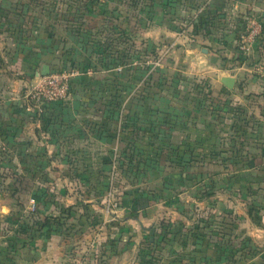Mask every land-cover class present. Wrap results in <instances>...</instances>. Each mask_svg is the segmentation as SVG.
<instances>
[{
    "label": "crops",
    "instance_id": "obj_1",
    "mask_svg": "<svg viewBox=\"0 0 264 264\" xmlns=\"http://www.w3.org/2000/svg\"><path fill=\"white\" fill-rule=\"evenodd\" d=\"M87 4L90 12L84 10L87 27L82 32L76 19L70 20L68 27L59 20L47 19L38 1L0 0V264H233L235 254L232 258L229 250L233 236L251 235V229L264 230V226H255L252 218L248 216L247 221L246 216L238 214L245 223L237 229L234 224H228L224 230L232 233V239H216L214 233L219 228L185 224L189 222L188 209L197 200L193 190L207 180H200V173L196 184L186 188L183 184L190 186L193 174L168 181L162 172L152 183L171 188V194L161 197L153 195L154 192H135L138 189L134 188L121 198L122 202L128 200V205L122 203L118 209L110 210L105 204L108 179L97 177L96 181L67 175L65 170L107 169V164H103L105 158L108 161L126 139L133 138L137 144L138 138L150 139L155 133L150 127H147L150 131L143 132L137 125L132 126L134 132L127 133L119 128L122 119H132L138 124L142 120L160 122L166 132L163 137L156 132L154 139L161 137L164 143L166 140L182 143L189 152L190 137L201 135L209 119L203 109L205 98L200 96L194 101L187 98L189 94L182 96L183 91L203 88L199 80L195 82L191 78L198 76L207 79L208 86L204 88H210L212 95L207 101L218 112L214 117L218 122L228 121L229 152L241 153L235 159L230 155L229 160L209 161L207 169L230 168L236 174L238 169L259 168L264 185V0H197L195 3L155 0L150 8L154 9L153 16L148 18L153 26L147 32L153 38L148 53H164L161 67L151 70L150 66L146 69L131 63L116 67L98 64L96 70L88 69L76 76L87 78L84 83L91 85L97 84L96 77L114 80L116 97L102 102L103 108H107L104 112H90L89 106L96 105L97 100L74 96L46 102L44 114L28 109L30 104L23 100L15 106L9 98L10 85H21V72L29 74L23 85L32 82V74L37 81L39 76L35 75L45 63L43 57L54 49L60 53L61 45H58L62 40L74 53L75 65L81 69L97 55L92 46L81 43L83 33L86 41L95 37L103 41L109 31L116 35L123 31L106 29L108 18L102 15L104 9L115 8L117 16L106 26L114 24L119 28L118 22L124 24L117 12L121 3L106 1L99 5L90 1ZM99 9L103 10L98 19ZM250 14L262 18L263 28L252 53L240 59L237 43L245 33ZM139 19L138 15L134 25L139 26ZM94 22L100 24L101 32ZM161 37L167 44L162 46ZM51 41L57 42L56 48L50 47ZM171 41L175 44L166 48ZM116 50L119 53V46ZM142 72L149 76L143 83L139 79ZM166 72L170 73L166 75L168 79L177 75L182 79L165 84L157 75ZM223 76L234 77L232 88L221 82ZM206 91L203 90L202 96L210 95ZM108 109L114 111L108 113ZM139 151L140 155L145 153ZM113 162L118 161L114 158L108 161L110 165ZM19 178L23 188L16 191ZM234 184L230 179L229 185L234 187ZM223 194L225 200H218L219 204L231 197ZM256 196L264 201L263 193ZM176 198L181 208L176 207ZM204 201L201 198L197 203ZM139 202L145 203L139 207ZM167 218L170 223L166 225Z\"/></svg>",
    "mask_w": 264,
    "mask_h": 264
},
{
    "label": "rangeland",
    "instance_id": "obj_2",
    "mask_svg": "<svg viewBox=\"0 0 264 264\" xmlns=\"http://www.w3.org/2000/svg\"><path fill=\"white\" fill-rule=\"evenodd\" d=\"M34 2H40V4L44 7V13L46 18L54 20H59L61 24H65L63 26L68 27L69 21L72 19H76L78 26L82 29V32L85 31L86 26V16H85V4L87 2L90 3V1H97L100 2V4H103L104 2L111 1L113 3L119 2V10L117 11L119 16L123 17L124 24L118 22L119 28H113L114 24H106L109 21H113L114 18H116V10L115 8H109L108 13L104 11V14H102L104 17L108 18V22L105 24V28H110L116 30H123L121 33L119 31V35H116V32H108L107 35H105V39L101 41L98 37H95L94 40L89 41L85 40L84 33L81 35V43L83 45H89L93 48L98 44L99 46L105 45V43H109L111 45H116V43L120 48L124 47V61L125 63H131V64H138L141 67L147 68V66H150L149 69L154 70L157 69L156 67H161L163 65L165 55L160 54L156 55L151 52L148 53V50H150L151 45L150 41L153 40L152 35H149L147 32L152 31L153 26L149 22V17L153 16L154 9H150L154 7L153 0H30ZM159 2L166 1L169 3L171 0H157ZM189 3H195L197 0H188ZM123 4V5H122ZM123 6V8L121 7ZM81 8V10L79 9ZM122 8V9H121ZM78 11V12H77ZM87 12H90L88 10ZM138 15L141 17L139 26L137 24L134 25V21L136 18H138ZM98 19L101 18L100 14H98ZM134 17V19H133ZM113 20H112V19ZM96 24V27H98V32H101V26L100 24ZM121 24V25H120ZM62 26V25H61ZM139 29V30H138ZM134 30V32H133ZM157 35H159L157 33ZM118 36V37H117ZM135 36V37H134ZM118 38V39H117ZM159 38V37H158ZM162 39H159V42L162 43V46L164 44H167L165 39L161 37ZM111 39H114V41H110ZM50 47L56 48L57 42L51 41L49 42ZM61 45V51L60 53L55 51H51L50 55H47L43 57V62L48 63L50 65V72H62V71H68L71 69H74L75 71L78 70V74L74 75L71 78V83H73L75 80L76 84L73 85L74 91L72 90V84L70 85V96L74 97H81V98H89L93 100H97L96 105H90L89 109L90 112H104L106 109H104L102 102L107 100L115 99L116 95L114 94V91L116 89L115 85H113L115 82L112 80V78H100L96 77L95 82L96 85L86 84L84 83L86 79L84 78H77L81 76L82 74L80 65L76 66L75 62L73 60V54L72 50L68 47H65L66 41L62 40L61 43L58 45L60 47ZM67 46V45H66ZM117 46V47H118ZM121 46V47H120ZM102 47V48H103ZM100 48L103 52V49ZM113 50H116V46L113 47L112 52L107 51L108 55L110 56L106 58L107 62H109L111 55L113 54ZM122 50V49H121ZM140 52V53H139ZM134 54H138L133 56ZM150 54V55H149ZM160 59V65L154 66L152 64L153 61ZM176 60V59H175ZM174 60V61H175ZM170 61L171 58H170ZM68 63V64H67ZM80 66V67H79ZM72 67V68H71ZM163 68V67H162ZM148 69V70H149ZM90 70V69H89ZM15 75H19L17 72ZM168 72L166 74L159 73L157 76L158 80L161 78V81L165 84L168 82H176V80L182 79L180 76H174L170 77L168 79ZM170 74V73H168ZM22 76V83L19 84L18 87H15V85L11 84L9 87V98L12 101V103L15 106H19V102L23 100V102H28L30 105H34L32 99L30 96L27 97V89L35 84L37 81L33 78L31 79L32 82H29L28 86H25V80L29 79L28 73H20ZM140 75V74H139ZM167 75V76H166ZM77 76V77H76ZM147 78V73H143L139 76V79H141L142 83ZM192 80L195 82L199 80L201 82V86L203 84V88L198 91V89H192L191 91L185 92L183 91L182 96H187V98H191V100L197 101V99L205 98V106L203 107L204 113L209 118L206 120L205 125L203 126V132L198 137L191 136L190 141L187 144L189 146V152L186 150L185 147H182V143L174 144V141L166 140L164 143L163 139L161 137L163 133L166 132V128L164 125L160 122L152 123L149 121H141V123H137L136 121L130 120H120L119 128L125 129V127H132L133 125H137L141 128V131L148 132L152 129L153 132L151 134V138L143 137L138 138L139 142L136 144L133 142V138L126 139V141L121 142L123 143L122 148H116L114 150V153L110 155L111 159H115L112 165L108 163L110 158H107L108 161L103 162V164H107V169H92V168H85V169H74V170H65L67 175H78L79 177L86 176L87 178H91V180H96L95 178H103V181L108 179L109 188L107 190V197L105 199L106 207L110 210L112 209H118L120 206H122V203L125 205H128V200H124L122 202L121 198L123 195L126 194V191L129 192L131 190L138 189V191L135 190V192H148L153 195L158 194L161 197L167 196L172 193L171 188H167L166 186L159 185V184H153L152 179L157 178L160 173L165 172L171 173V175L168 176L169 179L173 180H179L176 175L180 171L188 172V174H193L192 176V183L190 186H187V188L191 187L193 184H196L197 178L199 177L201 179H207L206 181L200 183V185L193 190L196 195L195 199H205L203 203H197V200L194 201L193 205H191L188 209L189 211V222L185 224H188L189 226L194 227H203L210 228L215 227L219 228V231H215V237L216 239L219 238H225V239H232V233L229 231H224L225 228H227L228 224L235 226L237 229L239 225L244 224L245 221L241 219L238 214H241L242 216H246V220L248 221V216L252 218V222L255 226H264V201L260 200V196H256V193H263L264 194V185H262V181L258 182H237L235 180V172L233 169H225L222 170L218 167H211L213 169H207L209 161L212 162L214 160H219V158H222L223 160H229L230 155L235 159L241 153H230L229 152V140L230 138L226 133H228L229 124L228 121H217V117H214L215 114H217V110L215 109L214 105H212L207 99H211L212 95L210 93V88L204 86H208L207 79L193 76L191 77ZM85 80V81H84ZM105 80V82H104ZM188 80V78H186ZM191 80V81H192ZM205 80V81H204ZM190 81V82H191ZM203 81V83H202ZM89 82H92L91 78L89 79ZM84 83V84H83ZM77 85H79L77 87ZM169 86V84L167 85ZM197 92H196V91ZM203 90H207L206 92H209V96H202ZM209 90V91H208ZM160 94V93H159ZM165 94H160V96H164ZM191 95V96H190ZM110 98V99H109ZM212 102V101H211ZM201 104V102L199 101ZM210 103V105H207ZM81 107H84L80 105ZM110 106L111 105H107ZM103 108V109H102ZM108 109L107 112L110 113V110ZM132 110H130L131 112ZM129 112V113H130ZM171 123V122H170ZM174 123V122H173ZM147 127H150L151 129H148ZM225 131V132H224ZM159 133V134H156ZM170 132V130L168 131ZM167 132V133H168ZM161 135L159 137V140L153 135ZM156 136V137H157ZM117 137V136H115ZM119 137V136H118ZM196 138V139H195ZM198 138V139H197ZM132 140V141H131ZM175 140V139H174ZM198 140V142H194ZM130 143V144H129ZM131 143L133 144L132 147ZM198 144V146H197ZM150 147L152 149H150ZM125 148V150H124ZM191 148L193 150H191ZM198 148V149H197ZM141 149L145 151V153H142L141 155L138 154L141 153ZM183 149V150H182ZM124 150V151H123ZM197 150V151H196ZM217 150L220 151V153H217ZM151 151V152H147ZM119 153V154H118ZM124 153V154H123ZM244 154V153H243ZM135 157L133 158V156ZM109 156V154H108ZM138 159V160H137ZM135 160H137L135 162ZM207 162V163H206ZM202 165V166H201ZM214 165V164H213ZM139 166V167H138ZM198 166V167H197ZM187 167V168H185ZM218 168V169H216ZM224 168V167H223ZM221 170V171H220ZM192 171V172H190ZM239 171V169L237 170ZM244 171V170H243ZM252 177L257 178H263L262 171L259 168H254V170H247ZM173 172V173H172ZM200 173V174H199ZM199 174V175H198ZM198 175V177H197ZM191 176V175H188ZM234 177V178H233ZM230 179L235 181V186L232 187L230 184ZM126 182V184H123V182ZM106 185V184H105ZM184 185V184H183ZM100 186V185H99ZM153 186V189L151 187ZM105 189L104 185H101ZM80 186H78V189ZM102 189V190H104ZM152 190V191H151ZM174 192V191H173ZM177 192V191H176ZM230 194L231 197H229V201H219L222 202V204L218 203V200H225V195ZM176 195V194H174ZM233 195V196H232ZM244 195V196H243ZM249 195V196H247ZM251 195L253 197H251ZM235 196V197H234ZM220 197L222 199H220ZM156 198V197H155ZM178 198V197H177ZM175 199L174 203L177 204V208H181L179 202L176 203ZM247 200V201H246ZM200 202V201H199ZM142 203V202H140ZM224 204H230L228 206L229 208L225 207ZM115 205V206H113ZM223 206V207H222ZM225 207V208H224ZM222 208V209H221ZM220 209V211H218ZM235 214V215H234ZM167 221H164V224L170 223V219L167 218ZM181 224V223H179ZM247 226V225H246ZM249 226V225H248ZM253 226V227H255ZM252 233L251 235L247 234L246 236H242V234L238 233L235 234L236 236H233L234 240L230 241V252L233 258V253L235 254L233 258V264H264V230L259 228H253L251 229ZM242 233V232H241ZM230 235V237H226ZM240 235V236H237ZM245 239V240H243ZM246 241V243H245ZM242 243H245V247H243Z\"/></svg>",
    "mask_w": 264,
    "mask_h": 264
},
{
    "label": "built area",
    "instance_id": "obj_3",
    "mask_svg": "<svg viewBox=\"0 0 264 264\" xmlns=\"http://www.w3.org/2000/svg\"><path fill=\"white\" fill-rule=\"evenodd\" d=\"M263 28V20L255 14L247 17L245 33L238 41V52L241 57H247L252 53L253 46L259 37ZM169 42L166 48L174 45ZM167 51V50H165ZM163 54H160L159 57ZM154 66L160 65V59L152 62ZM78 74V70H68L62 72H50L46 75H40L35 84L28 88L27 97L30 96L34 105L28 106V109L37 113L43 111V105L49 101L63 100L70 95V80L74 75ZM31 208H34V201H30ZM115 206V205H113Z\"/></svg>",
    "mask_w": 264,
    "mask_h": 264
},
{
    "label": "trees",
    "instance_id": "obj_4",
    "mask_svg": "<svg viewBox=\"0 0 264 264\" xmlns=\"http://www.w3.org/2000/svg\"><path fill=\"white\" fill-rule=\"evenodd\" d=\"M155 0H153V2H154ZM178 1H180V0H178ZM99 3V5H103V4H100V2H98ZM85 10H87L88 11V5H86L85 4ZM80 10H81V8H79ZM102 10L103 9H99V11H98V14H101L102 13ZM104 11H106L105 9H104ZM78 12V11H77ZM114 27L113 28H115V26L117 27V25H113ZM114 30V29H113ZM110 41H114V39H111ZM117 43H116V45L114 44V45H111V44H109V43H105V45H104V47L103 46H99L98 44L93 48V51L95 52V54H97L96 55V58H94V60L92 59V61H91V59L89 60V62L88 63H86L84 66H83V68H81V72H85V71H87L88 69H92V70H96V66L98 65V64H101V66H104V67H107V66H109V64H112V66H110V67H116L118 64L119 65H121L122 63H125V61H124V47L123 48H121L122 49V52L120 53V50H119V53H117V50H113V54L111 55V57L112 58H110V60H109V62H107V60H105L106 58H108V57H110V56H107L108 55V53H107V51L109 52V51H111L112 52V49H113V47L114 46H116L117 47ZM238 45V44H237ZM103 47V48H102ZM100 48H102L103 49V52H102V50L100 49ZM104 53H106V54H104ZM116 54H118V55H116ZM239 58L240 59H243V58H241V56L239 55ZM95 62V63H93V64H91V62ZM126 64V63H125ZM100 66V67H101ZM72 68V67H71ZM147 69V68H146ZM142 74H143V72H142ZM149 80V76H147V78L145 79V81H148ZM71 80H70V85H71ZM71 87V86H70ZM45 105V104H44ZM44 109V108H43ZM45 112H44V110L41 112V114H44ZM123 131H126L127 133H129L130 131H133L134 132V129L132 128V127H125V129L123 128ZM224 167V166H223ZM225 168V167H224ZM173 173V172H172ZM169 175H171V173H167V174H165L164 175V177L166 178V180L168 179V176ZM176 175H178V179L179 180H182L184 177H186V176H188V175H191L192 176V174H188V172H183V171H180L179 173H177ZM263 178H257V177H252L251 175H250V173L248 172V171H243V170H239V171H237L236 172V174H235V180L239 183V182H250V183H253V182H258V181H261ZM19 183L17 184V186H16V191L18 190V191H21V189L23 188V186H22V184H21V179L19 178V181H18ZM187 186H189L187 183L186 184H184V187H186L187 188ZM20 203H23V201L21 202L20 201ZM145 202H142V203H140L139 202V207H141V205L142 204H144ZM243 240H245V239H243ZM245 243H246V241H245ZM245 243H242V245H243V247H245Z\"/></svg>",
    "mask_w": 264,
    "mask_h": 264
},
{
    "label": "water",
    "instance_id": "obj_5",
    "mask_svg": "<svg viewBox=\"0 0 264 264\" xmlns=\"http://www.w3.org/2000/svg\"><path fill=\"white\" fill-rule=\"evenodd\" d=\"M50 73V65L48 63H42L39 70L36 71L35 76H40V75H46ZM221 82L226 85L228 88H232L234 85V77L232 76H223L221 78Z\"/></svg>",
    "mask_w": 264,
    "mask_h": 264
}]
</instances>
